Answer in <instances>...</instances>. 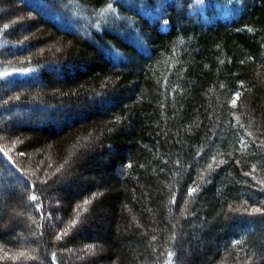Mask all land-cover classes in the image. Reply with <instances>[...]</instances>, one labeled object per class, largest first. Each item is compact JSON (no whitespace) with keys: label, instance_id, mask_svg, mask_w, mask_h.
Segmentation results:
<instances>
[{"label":"trees","instance_id":"16d2710c","mask_svg":"<svg viewBox=\"0 0 264 264\" xmlns=\"http://www.w3.org/2000/svg\"><path fill=\"white\" fill-rule=\"evenodd\" d=\"M161 1L0 0V264H264V0Z\"/></svg>","mask_w":264,"mask_h":264},{"label":"rangeland","instance_id":"374dc122","mask_svg":"<svg viewBox=\"0 0 264 264\" xmlns=\"http://www.w3.org/2000/svg\"><path fill=\"white\" fill-rule=\"evenodd\" d=\"M144 0H141V2L139 3L142 8H139V10H147L148 8L146 6H148L147 3H143ZM206 0H191V2L189 3V9L191 12L196 11L197 9H199L205 2ZM160 2H162L161 0H153V3H155L156 5H158ZM145 4V5H144ZM147 4V5H146ZM17 155V154H16ZM18 157V155H17ZM19 160V159H18Z\"/></svg>","mask_w":264,"mask_h":264},{"label":"snow or ice","instance_id":"6c2138e0","mask_svg":"<svg viewBox=\"0 0 264 264\" xmlns=\"http://www.w3.org/2000/svg\"><path fill=\"white\" fill-rule=\"evenodd\" d=\"M109 7H111V5H109ZM4 27L6 28L7 27V25H4ZM238 95V94H237ZM232 103H233V105H235V103H236V100H233L232 101ZM0 152H3V149H0ZM5 155H7V153H5ZM192 191H195V189H193ZM32 199H35V197H33ZM172 254L171 253H169V256H171Z\"/></svg>","mask_w":264,"mask_h":264},{"label":"bare ground","instance_id":"6f19581e","mask_svg":"<svg viewBox=\"0 0 264 264\" xmlns=\"http://www.w3.org/2000/svg\"><path fill=\"white\" fill-rule=\"evenodd\" d=\"M17 76V75H16Z\"/></svg>","mask_w":264,"mask_h":264}]
</instances>
